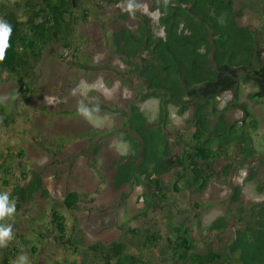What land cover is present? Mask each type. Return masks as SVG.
I'll list each match as a JSON object with an SVG mask.
<instances>
[{
  "label": "rangeland",
  "instance_id": "rangeland-1",
  "mask_svg": "<svg viewBox=\"0 0 264 264\" xmlns=\"http://www.w3.org/2000/svg\"><path fill=\"white\" fill-rule=\"evenodd\" d=\"M152 4L153 0H90L86 4L88 19L76 17L72 44L77 51L62 58L59 42L48 45L35 62L36 79L31 91L23 93L16 78L2 74L0 96L6 104V119L15 116V120H3L5 115L0 111V152L5 154L12 171L5 172L4 160L1 161L0 192L12 193L18 181L28 184L34 172L42 183L38 191L25 196L11 216L0 219V223L12 226L13 239L6 246L20 251L10 264L22 254L27 255L29 264H87L86 248L90 244L118 239L125 240L132 253L141 249L150 259L149 264H179L158 251L167 248L168 236L178 240L173 226L190 228L198 252L226 250L241 219L251 213L254 205L264 206V102L249 97L255 91L252 82L220 96V107L237 99L256 120L254 126L246 117L243 139L228 145L227 152L214 162L215 169L221 172L232 161L229 176L212 179L201 192L185 188L175 191L173 181L163 178L168 198L157 209L147 208L142 186L117 184L115 162L129 149L124 112L141 83L131 66L115 53L113 40L125 28L137 30L139 14L143 13L155 32L164 35L158 21L160 13L151 9ZM235 7L243 8L238 23L256 30L264 48V0H235ZM158 101L149 98L139 103L149 124L157 118ZM169 108L164 129L170 135L172 154H177L192 139L194 109L190 106L179 114L176 106ZM80 109H86L87 114ZM225 114L227 121L239 125L245 117L243 110L234 106ZM216 120L214 116V124ZM10 149L16 153L23 150L25 154L9 155ZM4 177L10 181L6 187ZM72 190L79 193V201L76 208L69 210L63 200L66 192ZM53 208L65 215L68 233L78 241L80 252L64 246L53 232L42 242L26 243L33 241L44 227H51ZM221 216L231 220L232 225L210 230L212 222ZM129 228L139 232L132 234ZM144 233H159L161 239L155 246L159 253L142 245ZM33 243L39 247L35 255L28 251ZM6 246L0 247V264Z\"/></svg>",
  "mask_w": 264,
  "mask_h": 264
},
{
  "label": "trees",
  "instance_id": "trees-1",
  "mask_svg": "<svg viewBox=\"0 0 264 264\" xmlns=\"http://www.w3.org/2000/svg\"><path fill=\"white\" fill-rule=\"evenodd\" d=\"M89 1L0 0V19L12 25L8 46L0 60V78L3 73L11 74L19 81L23 93L31 91L36 79L35 62L50 44L59 42L66 47L73 46L76 17L83 21L88 19L86 4ZM151 9L159 11L158 21L164 35L155 32L147 14L143 13L139 14L141 22L137 30L125 28L113 40L115 53L131 66V72L141 83L124 112L123 125L129 149L116 160L115 177L117 184L142 186L147 208L157 209L168 198L163 178L173 181L175 191L185 188L201 192L212 179L229 176L234 165L232 161L221 172L215 169L214 162L227 152L228 145L243 139L245 118L250 117L253 125L256 120L248 107L237 99L220 107V96L252 82L255 91L249 97L264 102V48L256 37V30L238 23L243 8H236L235 0H153ZM59 53L62 58L69 55ZM149 98L159 100L154 124L148 123V115L140 108V104ZM171 105L177 107L179 114L185 113L190 106L194 109L192 139L177 154H172L170 135L164 129ZM230 106L243 110L245 117L240 125L226 120L225 112ZM207 108L209 110L205 111ZM5 110L6 104L0 96L3 120L14 121L15 116L6 119ZM214 116L217 117L215 124ZM24 154L23 150L16 153L10 149L9 152L17 157ZM4 158L5 154L0 152V165L4 160V171L12 172ZM3 184L5 187L10 185L9 179L4 177ZM41 185L37 172L26 185L18 181L9 193L10 201L16 200L15 209L20 207L27 194H34ZM78 201L79 193L72 190L66 192L63 204L71 210L77 207ZM225 217L214 220L209 229L218 231L230 227L232 221ZM50 224L51 227L40 230L33 241H24L42 242L53 232L64 246L80 252L78 241L68 233L63 213L53 208ZM173 228L178 232V240L168 236L167 248L158 251L176 259L179 264H264V206L254 205L251 213L241 219L226 250L198 252L189 227ZM128 231L139 232L137 228ZM160 239L159 233H144L142 245L159 253L155 246ZM169 249L173 251L172 255ZM18 251L19 248L6 246L1 253L3 264H10ZM28 251L35 255L39 247L33 243ZM86 251L87 264L150 263L141 249L132 253L125 240L97 241ZM232 254L237 255L231 258Z\"/></svg>",
  "mask_w": 264,
  "mask_h": 264
},
{
  "label": "clouds",
  "instance_id": "clouds-1",
  "mask_svg": "<svg viewBox=\"0 0 264 264\" xmlns=\"http://www.w3.org/2000/svg\"><path fill=\"white\" fill-rule=\"evenodd\" d=\"M131 8V4H129ZM12 33V25L6 20L0 19V60L3 59L5 50L8 46V40ZM62 48H69L73 54L74 46L66 47L61 46ZM63 53V52H62ZM81 112L87 114L86 109H80ZM15 212V203L10 201L8 192H0V219H3L6 216H11ZM13 239L12 226L11 224H2L0 223V247H4L7 243ZM13 264H29L28 257L26 254L19 255L16 260L13 261Z\"/></svg>",
  "mask_w": 264,
  "mask_h": 264
},
{
  "label": "built area",
  "instance_id": "built-area-1",
  "mask_svg": "<svg viewBox=\"0 0 264 264\" xmlns=\"http://www.w3.org/2000/svg\"><path fill=\"white\" fill-rule=\"evenodd\" d=\"M62 52L65 54V55H70L72 53V51L69 49V48H62ZM143 199V198H141Z\"/></svg>",
  "mask_w": 264,
  "mask_h": 264
}]
</instances>
